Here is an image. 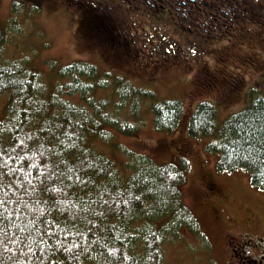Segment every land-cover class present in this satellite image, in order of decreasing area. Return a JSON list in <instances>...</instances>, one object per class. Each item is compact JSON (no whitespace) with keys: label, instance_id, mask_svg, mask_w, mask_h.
<instances>
[{"label":"trees","instance_id":"16d2710c","mask_svg":"<svg viewBox=\"0 0 264 264\" xmlns=\"http://www.w3.org/2000/svg\"><path fill=\"white\" fill-rule=\"evenodd\" d=\"M23 1L13 4L8 26L0 22V264H171L168 244L184 232L203 236L184 198L189 162H161L115 134L138 133L144 98L152 100L155 128L172 133L182 103L154 102L150 89L94 63L52 61L50 78L28 59L5 57ZM41 2L30 3L34 13ZM187 133L208 139L220 171H247L264 192V94L222 121L214 103H199Z\"/></svg>","mask_w":264,"mask_h":264},{"label":"rangeland","instance_id":"374dc122","mask_svg":"<svg viewBox=\"0 0 264 264\" xmlns=\"http://www.w3.org/2000/svg\"><path fill=\"white\" fill-rule=\"evenodd\" d=\"M16 1L21 0H0L3 25H9ZM23 3L26 9L19 17L21 28L10 33L5 57L28 59L34 68L50 78L55 76L52 61L59 66L75 61L94 63L102 73L123 76L137 87L150 89L155 94L154 102L178 100L182 103L184 113L172 133L155 128L150 108L152 100L144 98L138 113V133L115 134L116 141L161 162L178 156H184L189 162L184 198L198 216L203 236L184 232L180 241L168 244V262L247 264L244 256L252 261L261 259L264 256V192L252 185L247 171H220L218 156L206 149L208 139L190 137L187 125L201 102L214 103L222 121L245 108L253 94H264V56L253 58L252 49L246 45L195 43L176 57L165 47L164 52L154 51L156 44H132L126 32L121 34L117 29L116 34L115 28L102 27L85 13L78 15L65 0H43L36 13L30 8L32 0ZM154 32L162 38L157 30ZM167 48L172 49L169 44ZM104 94L107 92L101 90V95ZM97 146L116 160L124 159L108 142H97ZM210 182L223 190L221 199L205 193Z\"/></svg>","mask_w":264,"mask_h":264},{"label":"flooded vegetation","instance_id":"af4514ba","mask_svg":"<svg viewBox=\"0 0 264 264\" xmlns=\"http://www.w3.org/2000/svg\"><path fill=\"white\" fill-rule=\"evenodd\" d=\"M65 1L77 13L82 11L91 16L100 26L115 28L116 34L126 32L132 44H156L154 51L164 52L165 47L177 57L195 43H225L246 45L255 59L264 56V0ZM155 30L162 38L153 33ZM205 193L217 199L223 196V190L215 182H210ZM244 257L247 264H264V256L257 261Z\"/></svg>","mask_w":264,"mask_h":264}]
</instances>
